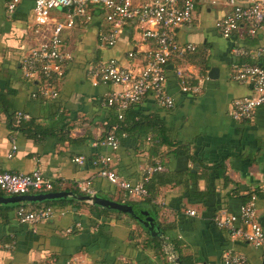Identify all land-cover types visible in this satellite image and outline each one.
Wrapping results in <instances>:
<instances>
[{"label":"crops","instance_id":"crops-1","mask_svg":"<svg viewBox=\"0 0 264 264\" xmlns=\"http://www.w3.org/2000/svg\"><path fill=\"white\" fill-rule=\"evenodd\" d=\"M6 2L0 0V97L9 114L24 113L29 116L26 121L51 134L31 139L11 133L7 116L0 111V172L38 170L65 192L91 181L94 196L121 204L125 201L119 189L96 174L101 157H109V169L131 186L141 183L146 170L156 166L161 170L155 173L176 177L181 183L167 179L158 185L157 219L146 209L137 215L144 219L140 213L147 212L153 218L165 236L166 248L158 243L161 250H155L153 238L130 216L110 213L103 217L92 213L89 203L66 198L71 200L69 205L51 208V221L33 227L16 220L14 213L21 204L0 207V264H169L170 240L178 241L183 256L194 264H222L225 252L245 256L247 264H264L263 251L230 239L213 222L220 209L239 215L242 203L231 197L233 190L264 192V107L252 121L230 117L232 103L252 94L251 86L231 79L232 66L238 61L231 51L243 47L249 52L243 62L264 64V56L251 57L264 46V26L254 38H247L244 31L223 38L215 22L230 10L225 0L214 5L199 1L193 23L174 30V35L179 44L205 53V73L191 65L178 69L168 65L165 92L173 108L164 109L147 96L134 110L148 120L156 118L161 136L154 129L135 130L117 138V149L112 150L100 143L112 120L105 98L122 88L94 85L89 71L113 59L138 73L145 65L142 55L151 45L141 42L133 27L125 28L113 47L102 45L98 34L107 31L108 25L102 21V10L92 7L87 24L79 23L61 35L69 59L55 86L57 97L35 100L37 83L25 80L20 69L22 55L40 42L31 24L35 0H20L11 17L6 15ZM130 52L135 57L130 59ZM178 72L185 74L188 84L200 87L199 93L182 92ZM11 139L17 150L8 158ZM184 149L195 163L189 155L177 153ZM76 158H83V164L75 163ZM189 172L199 176L197 199L191 194ZM255 206L264 232V199L255 201ZM187 211H194L195 216Z\"/></svg>","mask_w":264,"mask_h":264},{"label":"built area","instance_id":"built-area-1","mask_svg":"<svg viewBox=\"0 0 264 264\" xmlns=\"http://www.w3.org/2000/svg\"><path fill=\"white\" fill-rule=\"evenodd\" d=\"M199 1L214 5L217 0H35L31 12L34 21L32 31L40 38V42L20 59L23 78L37 83V91L32 97H57L55 82L63 78L69 59L61 35L64 30L72 29L79 23L87 24L91 18L92 7H97L102 10V21L108 25L107 31L98 34L102 45L113 47L127 27L135 28L141 42L151 45L142 55L145 65L138 73L119 65L113 59L90 69L89 74L94 85L102 83L122 88L120 93H110L106 96V106H115L119 113L130 105L141 102L147 93L151 92L158 106L167 110L173 108V101L165 92L168 63L174 54L182 57L196 50L193 45L179 44L175 39L174 30L193 23ZM19 3L20 0H7L5 11L8 17L13 16ZM225 3L230 10L216 20L215 28L218 34L223 38H230L244 31L247 38L256 37L264 26V0H225ZM231 54L238 58L232 66L231 79L251 86L252 94L232 103L230 117L235 121H252L255 112L264 107V64L243 62L249 58V52L243 47L233 48ZM262 56L264 46L257 49L251 57L258 59ZM128 57L131 59L135 54L130 52ZM178 73L182 78V92L199 93L200 87L188 84L182 74ZM15 119L18 124L21 120H28L29 116L17 112ZM11 141L8 158L17 150L15 141ZM102 145L116 150L118 142L113 134L109 133ZM73 161L83 164V158ZM98 161L104 166L110 164V158L107 156ZM160 170V166L148 168L143 181L133 186L120 180L113 171L103 170L98 176L124 191V201L137 202L147 195L144 184L153 173ZM78 189L85 196H94L91 181L79 185ZM52 190V182L45 179L38 170L30 174L0 172V193L7 197L30 195L32 192L48 193ZM187 214L195 216L194 211H187ZM14 215L19 224L33 227L51 221L54 212L51 208L34 209L20 206ZM213 222L217 228L225 231L230 239L242 241L264 252V232L256 219L255 197L240 207L238 216L219 211ZM173 260L174 256L170 255V261ZM67 264L76 263L71 261ZM222 264H247V259L240 254L225 252Z\"/></svg>","mask_w":264,"mask_h":264},{"label":"trees","instance_id":"trees-1","mask_svg":"<svg viewBox=\"0 0 264 264\" xmlns=\"http://www.w3.org/2000/svg\"><path fill=\"white\" fill-rule=\"evenodd\" d=\"M257 64H259V63H257ZM260 64H261V62H260ZM168 65L173 66L174 69L183 68L187 65H191V66H194L195 68L199 69L200 74H204L205 70L207 68V66H206V55L203 51H199L197 49L192 53H186L182 57L178 56L177 54H174L171 57ZM261 65H263V64H261ZM167 71H169V70L166 69V73H167ZM182 77H184L186 80L185 74H182ZM57 82H55V85H57ZM147 96L152 97L151 92L147 93L145 98ZM38 99L44 100L45 98L37 95L35 97V100H38ZM140 103L141 102H139L137 104L130 105L128 108L121 110L119 113H117L115 106H106V108L110 112L112 120H111V122L107 123V125L105 127V135L101 139L100 143H103L106 140L109 133H112L113 136L117 139V138H121L122 135L128 136L135 130L148 131L150 129H152V130L154 129V131L157 134H159V136H161L162 132L159 128L160 123L158 121H156V118L148 120L147 118L139 116L138 114L135 113L134 110L138 107V105ZM0 111L2 113L6 114V116H7V128L10 130L11 133H21L24 136H27L31 139H34L38 136L40 137L44 134L45 135L51 134V132L49 130H42V129H40V127L38 125L37 126L34 125V123L32 121L21 120L18 122V124H16V119H15L16 113L9 114V110L6 107V103L4 102V99L2 97H0ZM119 116L121 117L120 119H119ZM60 131H66V129L61 128ZM157 134H155V135H157ZM161 142L165 143L163 139L161 140ZM180 149H182V147H180ZM177 153L189 155L188 151L186 152V149H184L183 151H177ZM188 157L193 163H195V159L192 156L189 155ZM94 161L92 160L91 162L94 163ZM96 165H97V169H98L97 173H96L97 175L103 170L111 171L108 166H104L100 163H97ZM208 170L209 169H207V168L203 169V171H208ZM187 175H189L191 177V180L193 181L191 194L193 195V197H195L194 199H197L196 196H198V194L196 192V181H198L199 176H197L195 173H191V172H189ZM167 179L170 180V183H177V184L181 183L179 181V179H177L176 177H173L171 179L170 177H165L163 175H160L159 173H153L150 176V178L148 179V181L144 184V188L147 191L146 197H144L143 199H141L138 202H130L128 200L127 201L125 200L124 203L127 205H130L132 207L133 211L136 213V215H139V212L141 210L146 209L147 211L150 212V214L152 216L155 217V219H157V216H158L157 213L158 212H157L156 206H155L156 195H157L156 190L158 188V185L159 184L161 185L163 183V181L167 180ZM52 184H53V190L48 192V193L65 192L63 189H61L56 184H54V183H52ZM72 192L74 194L85 195L79 189H73ZM119 192H121L120 193L121 197H124V195H125L124 191L119 189ZM37 194H46V193L45 192H40V193L39 192H32V193H30V195H37ZM0 196H5V195L3 193H0ZM231 197L238 199V200H241V203L243 206L244 204L249 202L252 197H255V201H257L259 198L264 199V192L262 190H259V189L254 190V191H243V190L235 189L231 193ZM124 199H125V197H124ZM117 202L122 203L121 201H117ZM70 203H71V200H69V199H58V200H52V201H44V202H40V203H29V204L24 203V204H21V206L31 207L34 209H41V208H53V209H55V208H60V207L69 205ZM0 207H2V206H0ZM149 207H151V208H149ZM90 210L92 213L99 214L100 216H103V217L109 215L110 213L122 214L120 212L100 208L98 206H93V205H90ZM219 211H226V210L220 209ZM226 212H228V211H226ZM0 216L2 217V215H0ZM150 242H153V244L155 245V248H156L155 250H157V251L161 250L160 246L156 242V240L151 239ZM158 247H159V249H158ZM168 247H169L170 251L173 252L175 254V256L179 259L180 264H194L190 258L183 256V254L181 253L182 251H181L180 243L178 241L170 240L168 243ZM169 264H172V263L170 262Z\"/></svg>","mask_w":264,"mask_h":264},{"label":"water","instance_id":"water-1","mask_svg":"<svg viewBox=\"0 0 264 264\" xmlns=\"http://www.w3.org/2000/svg\"><path fill=\"white\" fill-rule=\"evenodd\" d=\"M214 71H211L209 75L211 76ZM70 198L72 200H77L79 202H86L93 206H98L100 208L113 210L116 212H120L124 215L130 216L137 223H139L143 229L149 233L150 237L156 240L164 248L167 247L166 240L164 234L160 231L159 227L155 224L153 218H151L147 212H141L140 214L144 216L142 219L140 216H137L133 211L132 207L127 204H121L118 202H114L109 199L99 198L97 196H83L79 194H74L72 192H52L46 194H37V195H23V196H11L5 197L0 196V206H8V205H19L24 203H40L44 201H52L58 199H66ZM167 254L173 255L174 260L171 262L172 264H180L179 259L175 256L173 252L170 250L166 251Z\"/></svg>","mask_w":264,"mask_h":264},{"label":"rangeland","instance_id":"rangeland-1","mask_svg":"<svg viewBox=\"0 0 264 264\" xmlns=\"http://www.w3.org/2000/svg\"><path fill=\"white\" fill-rule=\"evenodd\" d=\"M31 24H33V25H34V21H33V18H32V20H31Z\"/></svg>","mask_w":264,"mask_h":264}]
</instances>
